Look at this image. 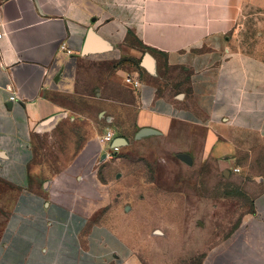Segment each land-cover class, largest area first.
<instances>
[{
  "label": "crops",
  "instance_id": "crops-1",
  "mask_svg": "<svg viewBox=\"0 0 264 264\" xmlns=\"http://www.w3.org/2000/svg\"><path fill=\"white\" fill-rule=\"evenodd\" d=\"M89 30L110 49L81 55ZM0 32V264H143L32 168L33 131L67 116V101L96 84L83 80L96 62L110 66L95 88L107 119L129 106L113 88L131 90L135 132L197 127L203 154L223 172L256 179L261 190L241 219L238 252L206 251L200 264H264V0H0ZM142 51L155 59V74L141 66ZM136 57L142 75L119 61ZM165 71L184 77L173 98L155 93ZM225 82L236 98L221 102Z\"/></svg>",
  "mask_w": 264,
  "mask_h": 264
},
{
  "label": "rangeland",
  "instance_id": "rangeland-1",
  "mask_svg": "<svg viewBox=\"0 0 264 264\" xmlns=\"http://www.w3.org/2000/svg\"><path fill=\"white\" fill-rule=\"evenodd\" d=\"M128 59L119 61L142 75L140 58ZM109 67L85 66L83 80L94 77L96 84L67 101L72 109L66 117L33 131L32 168L40 180L56 188L59 201L77 202L91 220L109 225L143 264H200L206 251L237 253L244 238L241 219L261 190L256 179L225 177L226 166L203 154L197 127L171 123L159 135L136 139L131 90L113 88L129 106L113 113L115 121L107 119L110 112L98 104L95 88ZM162 76L155 93L176 95L184 77L176 71ZM228 84L221 102L236 98ZM108 128L127 144L102 150L99 140Z\"/></svg>",
  "mask_w": 264,
  "mask_h": 264
},
{
  "label": "water",
  "instance_id": "water-1",
  "mask_svg": "<svg viewBox=\"0 0 264 264\" xmlns=\"http://www.w3.org/2000/svg\"><path fill=\"white\" fill-rule=\"evenodd\" d=\"M83 45L81 48V55H88L91 53H98L107 51L110 49L109 44L102 39L100 36H98L93 30H89L86 34L85 40H83ZM140 64L143 68L146 69V71L150 74H155V59L149 52H144ZM55 118L50 117L46 119L43 122L44 126L50 125L52 122H54ZM161 132L157 129H154L152 127H142L138 128V130L135 132L134 137L139 140V138L149 136V135H159ZM127 144V139L124 137L116 136L112 140L110 147L115 148L117 146H122ZM104 156V155H103ZM223 175L225 177L228 176V171H224Z\"/></svg>",
  "mask_w": 264,
  "mask_h": 264
},
{
  "label": "built area",
  "instance_id": "built-area-1",
  "mask_svg": "<svg viewBox=\"0 0 264 264\" xmlns=\"http://www.w3.org/2000/svg\"><path fill=\"white\" fill-rule=\"evenodd\" d=\"M3 36V33L0 32V38ZM124 81L127 85L131 86L132 88H137L141 85L139 79L136 77H133L131 75H126L124 78ZM13 98V97H11ZM115 137V131L111 128L106 129V131L103 133V135L100 137V141L102 144H106L109 146L111 144L112 140ZM112 149V148H110ZM102 155H105L104 153Z\"/></svg>",
  "mask_w": 264,
  "mask_h": 264
}]
</instances>
